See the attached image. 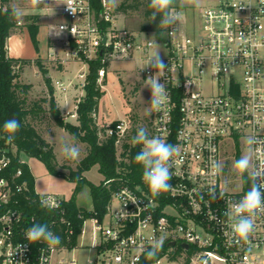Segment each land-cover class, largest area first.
<instances>
[{
	"label": "built area",
	"instance_id": "1",
	"mask_svg": "<svg viewBox=\"0 0 264 264\" xmlns=\"http://www.w3.org/2000/svg\"><path fill=\"white\" fill-rule=\"evenodd\" d=\"M11 1L0 0V15ZM101 2L100 13L93 0H61L46 7L47 12L56 10L64 16L48 25L46 58L61 64H87L88 71L92 61H100L102 85L113 61H133L145 81L159 75L158 69L147 66L157 52L166 65L160 80L169 101L152 111V132L178 145L180 151L172 158L168 191L154 196L146 182L122 185L114 191L104 218L91 217L97 264H138L143 253L161 239L189 243L195 263L264 264V211H257L248 241L236 243L231 230L234 217L225 213L228 201L240 200L246 191L243 185L239 191L227 189L222 167L225 146L244 139L251 148L249 175L254 167H264V0H217L204 6L189 24L172 8L179 18L167 25L162 38L120 25L115 9L106 0ZM60 24L65 27L59 35L50 33ZM25 25L19 19L16 28ZM4 54L12 57L9 39L0 46V62ZM87 73L80 72L85 81ZM63 115L77 116V104L75 112L67 110ZM129 128V120L119 119L105 125V133L117 136L121 143ZM11 163L10 155L0 154V264H55V255L69 247L26 239L31 226L24 225L21 201L29 199V185L23 169L12 171ZM213 187L215 198L210 195ZM38 197L41 204L48 201L44 207L64 214L65 198L54 193H38ZM61 221L67 223L70 239L74 227L64 215ZM50 231L56 234L55 229ZM65 260L59 257L57 262ZM68 264H77L76 258Z\"/></svg>",
	"mask_w": 264,
	"mask_h": 264
},
{
	"label": "trees",
	"instance_id": "2",
	"mask_svg": "<svg viewBox=\"0 0 264 264\" xmlns=\"http://www.w3.org/2000/svg\"><path fill=\"white\" fill-rule=\"evenodd\" d=\"M95 10L100 13L103 5L101 0H93ZM174 5H172V8ZM14 7L10 6L0 15V46L3 48L11 35L16 33L18 17L13 14ZM123 13L138 11L143 22L139 30L155 32L157 37L162 38L165 35L167 25H161V16L157 15L154 21H150L153 9L150 7V0H129L122 1L115 9ZM25 24L28 28L31 41L39 51L38 34L40 31V15L38 13L28 14ZM26 59L19 57H7L4 54L0 62V154L6 152L12 158L10 169L16 171L23 169V178L28 181L30 195L29 199L22 198V207L24 209V225L46 224L50 229H55L56 235L61 238L59 246L66 245L69 248L77 246L79 235L82 233L84 223L88 218L97 216L103 219L110 206L112 195L116 189L122 185L136 187L144 185L143 166L136 162L135 156L140 152L141 145H134L132 142L124 141V149L119 152V143L117 136H106L105 126H100L97 120L100 100L105 93L102 85L99 83V69L103 66L100 61H92L89 65V71L84 84L85 95L77 104V123H72L64 117L58 102L55 98V87L52 78L48 75V69L40 58H37V65L44 72L48 84V97H43L40 101H29L27 92L31 88L30 84L20 83V77L23 64ZM20 64L15 70L14 66ZM107 67V65H106ZM48 103L44 107L43 103ZM47 110L56 124L73 137L88 144V153L80 160L77 168H71L68 173L60 170L56 162V153L54 146L39 132L37 127L30 121V118H37L42 111ZM16 119L21 127L14 134L11 143L7 142L9 133L4 130V123L7 120ZM116 122V121H113ZM137 131L130 136L133 137ZM150 135V134H149ZM12 146L17 148V153L13 152ZM25 152L29 156L41 159L52 174L64 176L76 182V188L71 198L64 201L65 212L55 211L44 207L38 197L35 188V178L27 162L20 159L19 153ZM236 160L240 158V152H236ZM98 164L100 172L105 176L104 180L98 184H92L84 176V172L92 166ZM243 179L244 190L247 192L250 187V178L248 173L239 174ZM90 185L93 199L92 209L81 208L76 201L77 194L85 186ZM64 215L74 227V234L70 239L67 238V223L61 221ZM149 252H154L153 256ZM194 250L183 248L180 244L169 245L163 242L161 246H151L145 251L138 264H155L164 256H170L176 259L181 253L186 254L184 264H190Z\"/></svg>",
	"mask_w": 264,
	"mask_h": 264
},
{
	"label": "rangeland",
	"instance_id": "3",
	"mask_svg": "<svg viewBox=\"0 0 264 264\" xmlns=\"http://www.w3.org/2000/svg\"><path fill=\"white\" fill-rule=\"evenodd\" d=\"M114 9L122 2L129 0H106ZM217 0H174V11H180V18L186 24L195 19L201 9L208 4H215ZM61 3V0L53 2L44 1L38 6H32L31 0H12L11 6L20 12L17 16L18 20L25 22L26 16L32 13L40 15L41 25L49 21L56 22L59 20L56 10L47 12V6H55ZM117 12V21L120 25L126 26L132 30H139L143 18L138 11L123 13ZM41 27V26H40ZM24 28V29H23ZM48 29V27H47ZM23 30V31H22ZM43 30L41 29V33ZM147 36H152L151 33ZM39 39V38H38ZM10 53L27 61L23 64L20 77V83L30 84L31 88L27 92L29 101H40L43 97H48V84L45 79L44 72L37 65V58L43 61V64L48 69V75L52 78L55 87V98L58 105L64 114L69 110L75 112L76 103L85 95L84 84L85 78L80 76V72L86 74L88 72V65L71 61L69 63L61 64L51 61L46 56L40 54L34 47L27 26L25 25L9 38ZM41 46V44H39ZM35 56V57H32ZM62 86L66 89L63 90ZM102 89L105 90L104 95L100 100L99 111L97 113V120L100 126H105L119 119H127L130 122L128 134L119 143V152L123 147V142H132L130 136L139 128L147 129L150 137H156L152 132L151 113L146 111L150 107L151 91L145 86V79L136 70L133 61H113L107 68V74L102 82ZM44 107H48V103H43ZM66 120L77 123V116L69 115ZM30 121L37 127L39 132L54 146L56 153V162L60 170L68 173L71 168H77L80 160L88 153V144L75 138V142L79 145L81 154L77 160H68L64 158L60 151L63 142L71 141L73 135L64 128L58 126L51 114L44 110L39 117L30 118ZM133 143V142H132ZM142 148V145L140 149ZM13 152L17 153V148L12 146ZM241 155L251 156V148L247 140L235 145L228 143L222 154L223 167V181L225 187L229 190L239 191L242 188L243 179L240 173L235 168L236 152ZM20 159L27 162L30 170L35 178V188L39 194L54 193L65 199L72 197L76 188V182L64 176L52 174L47 168L46 164L37 157H32L25 152L19 153ZM84 176L92 184H100L105 176L99 170L98 164L92 166L84 172ZM77 204L83 209L93 208V199L89 184L79 191L76 198ZM107 223L108 221L105 220ZM94 221L88 218L84 224V231L79 235L77 246L69 248L66 251L59 252L55 255V264H68V260L75 257L77 264H91L89 259L95 260L97 264V251L92 246L95 242L93 235ZM179 245V244H177ZM59 257H65L64 263L57 262ZM186 254L181 253L176 259H171L170 256L162 257L155 264H184ZM100 264V263H98ZM111 264V263H106ZM190 264L195 263L191 260Z\"/></svg>",
	"mask_w": 264,
	"mask_h": 264
},
{
	"label": "clouds",
	"instance_id": "4",
	"mask_svg": "<svg viewBox=\"0 0 264 264\" xmlns=\"http://www.w3.org/2000/svg\"><path fill=\"white\" fill-rule=\"evenodd\" d=\"M42 0H31L32 6H38ZM174 0H150V7L153 12L150 16V21H154L157 15L161 16V25H172L178 20V15H173L171 7ZM75 14V10L69 8ZM13 14L20 15V12L13 9ZM64 24L53 26L50 33L59 35ZM74 31V29H73ZM147 66L159 70V75L149 76L145 81L151 91L150 107L146 109L149 113L153 110H160L162 106L169 101V94L166 91L165 84L161 82L160 76L163 75V70L166 67L164 61L157 52H154L150 57ZM4 130L9 133L7 142L11 143L14 139V134L20 129L21 125L18 120L10 119L5 121ZM134 145H142L140 152L135 156L137 163L143 166V180L148 185L151 193L155 196L160 192L168 191L170 184L168 181L171 178L172 158L180 151L178 145L167 143L160 137H150L146 128L141 127L137 130L133 137ZM60 151L64 158L68 160H77L80 157L81 150L73 137L71 141H65L60 147ZM252 162L247 155L235 161V168L240 174L248 173ZM250 187L244 196L238 201H228V210L225 215L233 218L231 230L237 238L236 243L240 241L247 242L250 233L254 229L255 217L257 211H264V167L256 166L252 169L250 175ZM210 195L215 198V188L210 189ZM224 193H220L223 197ZM48 201H42L43 205H47ZM121 215L126 213L121 212ZM26 239L29 243L44 241L49 245H59L61 238L49 230L46 224H33L26 231ZM163 244V239L159 241V245ZM154 252H149L153 256Z\"/></svg>",
	"mask_w": 264,
	"mask_h": 264
},
{
	"label": "crops",
	"instance_id": "5",
	"mask_svg": "<svg viewBox=\"0 0 264 264\" xmlns=\"http://www.w3.org/2000/svg\"><path fill=\"white\" fill-rule=\"evenodd\" d=\"M58 17H59V20H61V19H63L64 18V16H62V15H58ZM47 21V20H46ZM45 21V23L44 24H42L41 25V27H40V31H39V34H38V38H39V44H41V46H39V53L41 52L42 53V51H43V54L42 55H44V56H46L47 55V53H48V50H49V27H48V25H49V21L48 22H46ZM47 27H48V29H47ZM24 29V28H23ZM41 29L43 30V32L41 33ZM23 31V30H22ZM40 53V54H41ZM12 55V54H11ZM13 57H18V56H14V55H12ZM32 57H35V56H32ZM20 58V57H19Z\"/></svg>",
	"mask_w": 264,
	"mask_h": 264
},
{
	"label": "water",
	"instance_id": "6",
	"mask_svg": "<svg viewBox=\"0 0 264 264\" xmlns=\"http://www.w3.org/2000/svg\"><path fill=\"white\" fill-rule=\"evenodd\" d=\"M103 40L106 41V38H104ZM175 244H176V241H172L169 243V245H175ZM181 246L185 249H189L190 244L187 242H183V243H181Z\"/></svg>",
	"mask_w": 264,
	"mask_h": 264
}]
</instances>
